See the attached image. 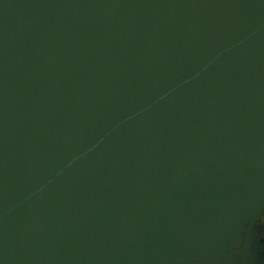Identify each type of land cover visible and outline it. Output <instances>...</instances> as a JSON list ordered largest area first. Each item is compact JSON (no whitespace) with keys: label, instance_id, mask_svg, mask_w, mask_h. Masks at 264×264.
Here are the masks:
<instances>
[{"label":"water","instance_id":"obj_1","mask_svg":"<svg viewBox=\"0 0 264 264\" xmlns=\"http://www.w3.org/2000/svg\"><path fill=\"white\" fill-rule=\"evenodd\" d=\"M0 264H264V0H0Z\"/></svg>","mask_w":264,"mask_h":264}]
</instances>
